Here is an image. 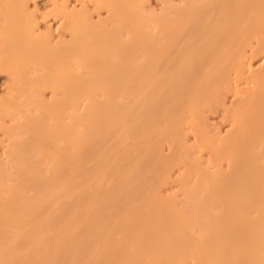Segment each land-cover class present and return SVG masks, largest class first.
<instances>
[{
  "label": "bare ground",
  "instance_id": "6f19581e",
  "mask_svg": "<svg viewBox=\"0 0 264 264\" xmlns=\"http://www.w3.org/2000/svg\"><path fill=\"white\" fill-rule=\"evenodd\" d=\"M53 1L0 0V264H264V0Z\"/></svg>",
  "mask_w": 264,
  "mask_h": 264
},
{
  "label": "rangeland",
  "instance_id": "374dc122",
  "mask_svg": "<svg viewBox=\"0 0 264 264\" xmlns=\"http://www.w3.org/2000/svg\"><path fill=\"white\" fill-rule=\"evenodd\" d=\"M56 1H59V0H56ZM61 1H67V0H61ZM61 1H59V2H61ZM68 1H69V3H68ZM68 1H67V4L70 6L72 5V8L74 7L73 5H75V6L78 5L80 7L79 2L76 3L77 1H75V0H68ZM144 1H146V5L148 6L149 10H152V11L154 9H155V11H160L161 7L163 6L161 0H144ZM53 2H55V1H53V0H39V3L41 4V5L40 4L39 5L42 8H40V11L38 14V16H39L38 21L40 18L39 23H41L43 25L42 30H46V28L50 24L51 25L53 24V26H54V24L55 25L57 24L55 27L60 25V23L58 24V21L52 20L53 14L50 15L51 13H49V12H51L50 10L53 9L52 8L53 7L52 5H54ZM89 5H92V6H90L91 9L94 8V5L92 3ZM105 12H106V10L101 12L102 18L107 17L108 13L107 12L105 13ZM47 14L49 17L46 16L47 17L46 18L45 15H47ZM98 15L99 14L97 12H96V14L94 13V16L97 18H99ZM52 21H53V23H52ZM56 34L58 35V32H56ZM249 64H250V68L252 67V70H254V71L261 70V68L263 69V67H264V41L259 37L252 38L245 48V61H244L243 66L246 67ZM249 75H250V73L247 72L246 69L244 68L243 78L240 79V81H239V88H247L248 87L246 85L247 84L246 77ZM231 77L232 78L236 77V74L231 75ZM8 81H9L8 75L4 72H0V97L6 94V92H7L6 88H8V86L10 85V83H8ZM49 93H51V91H46V94L48 95V99H50L52 97L51 96L52 93H51V95ZM223 97H225V101H226L225 107H219L216 109L215 108L214 109L213 108H206V110H207L206 116H208V118H209L208 122H209V124L210 123L212 124L211 126L214 125L215 126V127L213 126L214 128H218V127H219L218 129L221 128L219 131L226 132V129H227V127L229 128V126L227 124H225L226 122L224 123V115H225L224 110L226 107L232 106V103L235 101V98H234L232 92L225 93V95ZM0 135L3 136L2 131H0ZM189 135L190 136L187 137L189 144L196 143V141H194V140H196L194 135L191 134V132ZM1 151H2V149L0 147V153H1ZM179 173L180 172L177 170L172 172V174H171L172 177H171L170 183L164 187V190H163L164 196H176L179 198L182 197V195H181L182 189H181V186H180L179 181H178Z\"/></svg>",
  "mask_w": 264,
  "mask_h": 264
}]
</instances>
